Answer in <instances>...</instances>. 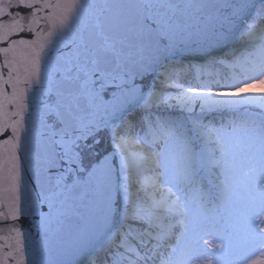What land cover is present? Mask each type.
Wrapping results in <instances>:
<instances>
[{"label": "snow or ice", "instance_id": "6c2138e0", "mask_svg": "<svg viewBox=\"0 0 264 264\" xmlns=\"http://www.w3.org/2000/svg\"><path fill=\"white\" fill-rule=\"evenodd\" d=\"M10 262L264 264V0H0Z\"/></svg>", "mask_w": 264, "mask_h": 264}, {"label": "water", "instance_id": "95a60500", "mask_svg": "<svg viewBox=\"0 0 264 264\" xmlns=\"http://www.w3.org/2000/svg\"><path fill=\"white\" fill-rule=\"evenodd\" d=\"M23 226L26 228L27 227V222H25ZM10 264H11V262H10Z\"/></svg>", "mask_w": 264, "mask_h": 264}]
</instances>
